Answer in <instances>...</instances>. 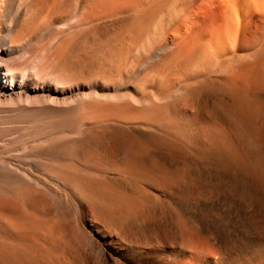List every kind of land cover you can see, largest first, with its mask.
I'll list each match as a JSON object with an SVG mask.
<instances>
[{
	"label": "bare ground",
	"instance_id": "bare-ground-1",
	"mask_svg": "<svg viewBox=\"0 0 264 264\" xmlns=\"http://www.w3.org/2000/svg\"><path fill=\"white\" fill-rule=\"evenodd\" d=\"M0 264H264V0H0Z\"/></svg>",
	"mask_w": 264,
	"mask_h": 264
},
{
	"label": "rangeland",
	"instance_id": "rangeland-1",
	"mask_svg": "<svg viewBox=\"0 0 264 264\" xmlns=\"http://www.w3.org/2000/svg\"><path fill=\"white\" fill-rule=\"evenodd\" d=\"M63 223V222H62Z\"/></svg>",
	"mask_w": 264,
	"mask_h": 264
}]
</instances>
